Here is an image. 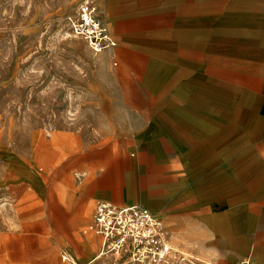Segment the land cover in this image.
Instances as JSON below:
<instances>
[{
    "label": "rangeland",
    "instance_id": "374dc122",
    "mask_svg": "<svg viewBox=\"0 0 264 264\" xmlns=\"http://www.w3.org/2000/svg\"><path fill=\"white\" fill-rule=\"evenodd\" d=\"M81 1L0 0V264H86L99 201L162 212L167 264H264V140L207 154L200 134L163 122L159 60L126 59L141 44L118 43L101 67L70 33ZM88 264L134 263L108 253Z\"/></svg>",
    "mask_w": 264,
    "mask_h": 264
},
{
    "label": "crops",
    "instance_id": "0c3cea01",
    "mask_svg": "<svg viewBox=\"0 0 264 264\" xmlns=\"http://www.w3.org/2000/svg\"><path fill=\"white\" fill-rule=\"evenodd\" d=\"M97 3L101 19L116 41L113 48L99 51L101 67L118 43L123 50L131 43L141 44L138 51L124 50L126 59H158L161 90L167 92L163 122H176L177 132L200 134L207 141V154L243 153L246 144L240 143L239 150L232 151V139L264 140V0ZM148 68L142 71L144 75L152 73V67ZM233 123L242 126L232 131ZM253 123L259 126H244ZM216 138L224 142L211 150L210 142ZM248 197L244 192L243 200ZM255 198L264 236V194ZM141 205L166 223L162 212ZM100 245L99 236L97 253ZM259 245L264 250V238Z\"/></svg>",
    "mask_w": 264,
    "mask_h": 264
},
{
    "label": "built area",
    "instance_id": "2783aa9c",
    "mask_svg": "<svg viewBox=\"0 0 264 264\" xmlns=\"http://www.w3.org/2000/svg\"><path fill=\"white\" fill-rule=\"evenodd\" d=\"M67 21L70 33L84 39L94 52L116 45L93 0H82L76 11L67 16ZM89 229L101 237L99 253H109L115 260L167 264L175 252L164 219L141 204L117 205L99 201L95 204Z\"/></svg>",
    "mask_w": 264,
    "mask_h": 264
},
{
    "label": "bare ground",
    "instance_id": "6f19581e",
    "mask_svg": "<svg viewBox=\"0 0 264 264\" xmlns=\"http://www.w3.org/2000/svg\"><path fill=\"white\" fill-rule=\"evenodd\" d=\"M101 50H102V49H101ZM101 254H102V253H101ZM101 254L98 253V255H101ZM103 254H104V253H103ZM98 255L93 256L92 259L89 260L86 264H88L89 262L91 263L93 260L96 259V257H97ZM104 255H105V254H104Z\"/></svg>",
    "mask_w": 264,
    "mask_h": 264
}]
</instances>
